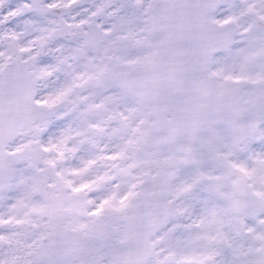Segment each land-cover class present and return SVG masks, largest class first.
<instances>
[{"label":"snow or ice","instance_id":"1","mask_svg":"<svg viewBox=\"0 0 264 264\" xmlns=\"http://www.w3.org/2000/svg\"><path fill=\"white\" fill-rule=\"evenodd\" d=\"M0 264H264V0H0Z\"/></svg>","mask_w":264,"mask_h":264}]
</instances>
